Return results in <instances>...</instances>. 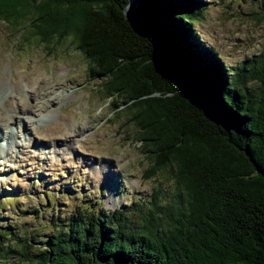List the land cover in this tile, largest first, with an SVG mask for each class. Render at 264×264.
<instances>
[{
    "label": "trees",
    "instance_id": "trees-1",
    "mask_svg": "<svg viewBox=\"0 0 264 264\" xmlns=\"http://www.w3.org/2000/svg\"><path fill=\"white\" fill-rule=\"evenodd\" d=\"M204 4L0 0V18L27 17L47 50L70 38L133 122L143 177L173 178L165 202L155 190L112 210L76 205L17 264H264V47L224 64L193 27Z\"/></svg>",
    "mask_w": 264,
    "mask_h": 264
},
{
    "label": "rangeland",
    "instance_id": "rangeland-1",
    "mask_svg": "<svg viewBox=\"0 0 264 264\" xmlns=\"http://www.w3.org/2000/svg\"><path fill=\"white\" fill-rule=\"evenodd\" d=\"M204 1L193 27L224 64L264 47V0ZM27 19L13 26L0 18L2 264L25 261L76 205L112 210L155 190L160 202L173 193L164 170L143 177L148 163L133 122L102 93L99 78H87L70 38L47 50L27 35Z\"/></svg>",
    "mask_w": 264,
    "mask_h": 264
},
{
    "label": "bare ground",
    "instance_id": "bare-ground-1",
    "mask_svg": "<svg viewBox=\"0 0 264 264\" xmlns=\"http://www.w3.org/2000/svg\"><path fill=\"white\" fill-rule=\"evenodd\" d=\"M1 120V119H0Z\"/></svg>",
    "mask_w": 264,
    "mask_h": 264
}]
</instances>
